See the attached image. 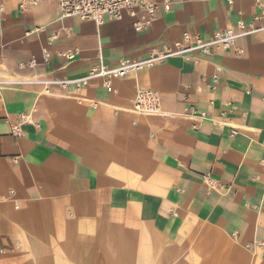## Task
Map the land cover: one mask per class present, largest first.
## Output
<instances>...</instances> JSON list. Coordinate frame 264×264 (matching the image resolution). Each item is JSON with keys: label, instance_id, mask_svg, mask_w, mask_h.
Returning <instances> with one entry per match:
<instances>
[{"label": "crops", "instance_id": "obj_1", "mask_svg": "<svg viewBox=\"0 0 264 264\" xmlns=\"http://www.w3.org/2000/svg\"><path fill=\"white\" fill-rule=\"evenodd\" d=\"M0 2L7 7L0 30L1 259L264 264V19L239 38L241 54L226 50L197 62L170 56L114 80L111 92L96 79L81 91L54 87L49 94L39 81L84 76L100 52L117 66L187 31L209 39L235 28L238 11L246 19L259 13L255 0H235L233 8L227 0H174L144 31L130 17L58 19L57 0ZM54 33L45 61L42 48ZM70 48L80 54L58 55ZM141 88L160 91L162 113L133 110ZM19 114L28 120L17 135Z\"/></svg>", "mask_w": 264, "mask_h": 264}, {"label": "built area", "instance_id": "obj_2", "mask_svg": "<svg viewBox=\"0 0 264 264\" xmlns=\"http://www.w3.org/2000/svg\"><path fill=\"white\" fill-rule=\"evenodd\" d=\"M37 0H33L35 3ZM59 16L58 19L68 17H79L82 20H94L97 24L105 20H123L126 17L133 19V27L137 31H144L153 26L159 18L161 9H171L174 0H57ZM229 7L233 8L235 0H227ZM260 8V12L254 14L251 19H246L243 12L238 11L239 17L236 20L235 28L222 29L213 33L209 39L201 36H193L190 32L183 34V39L171 45H164L162 48L155 49L150 55L141 60L123 59L117 66L108 65L104 59L102 52L99 55V61L92 66L86 75L80 77H64L62 79H44L39 80L44 84L46 93H54V87L60 91H81L86 88L93 80L100 79L102 85L111 92L113 90V82L116 79L123 78L129 74L136 73L145 69L153 68L158 63L163 62L170 56H181L186 60H194L197 62L204 56L213 55L226 50L235 49L238 53H243L244 50L238 45L239 38L247 33L255 32L261 28V22L264 19V0H255ZM21 11L27 8V2L19 4ZM7 17V7L4 2H0V30L4 27ZM35 30H29L28 33ZM59 34L54 33L47 38L46 45L43 46V54L45 61H49L52 56L51 46L58 39ZM80 54L79 48H70L66 51H59L58 55L72 60ZM36 64V62H35ZM222 67L216 68V73L213 76L214 86L216 89L217 83L220 80ZM79 102L85 101L82 96L78 97ZM94 103V102H93ZM133 110L144 114H160L162 109V95L160 91L152 88H141L137 90L132 100ZM94 107L98 103L93 104ZM192 114H197L195 107H189ZM28 120V116L19 114V122L14 127L15 134L21 132V122ZM15 161L17 158L14 159ZM207 184L211 188H216L218 180L206 174ZM251 246V245H249ZM5 253V250H1Z\"/></svg>", "mask_w": 264, "mask_h": 264}, {"label": "rangeland", "instance_id": "obj_3", "mask_svg": "<svg viewBox=\"0 0 264 264\" xmlns=\"http://www.w3.org/2000/svg\"><path fill=\"white\" fill-rule=\"evenodd\" d=\"M22 261H11L4 258H0V264H21ZM23 264V263H22Z\"/></svg>", "mask_w": 264, "mask_h": 264}]
</instances>
